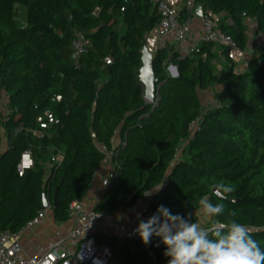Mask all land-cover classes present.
I'll list each match as a JSON object with an SVG mask.
<instances>
[{"label": "trees", "instance_id": "1", "mask_svg": "<svg viewBox=\"0 0 264 264\" xmlns=\"http://www.w3.org/2000/svg\"><path fill=\"white\" fill-rule=\"evenodd\" d=\"M19 4L27 10L24 28L15 19ZM195 4L242 50L250 39L247 19L264 33V0ZM159 21L153 0H0V95L9 96V112L0 115V233L20 232L44 210V193L55 220H70V204L83 200L104 161L99 143L112 147L120 131L114 176L95 210H127L163 183L154 191L153 210L163 204L173 214L191 213L197 223L198 201L206 195L225 205L212 224H245L264 248V47L244 71L234 64L217 71L214 42L203 41L199 52L184 57L170 45L159 48L160 85L151 103L139 75L147 35ZM78 33L92 44L77 65L72 40ZM170 63L178 76L168 73ZM215 85H222L215 93L220 105L206 110L200 91ZM48 111L58 122L42 128ZM26 153L33 162L21 168ZM60 153L63 159L52 161ZM219 182L234 188L227 199H217L210 187ZM96 240L122 264L169 259L159 238L146 246L135 231L97 233Z\"/></svg>", "mask_w": 264, "mask_h": 264}, {"label": "built area", "instance_id": "2", "mask_svg": "<svg viewBox=\"0 0 264 264\" xmlns=\"http://www.w3.org/2000/svg\"><path fill=\"white\" fill-rule=\"evenodd\" d=\"M153 2L160 16L159 24L155 28L160 38L159 48L168 47V37L173 36L179 45L178 51L182 57L200 51V45L194 44L196 41L222 44L223 52L230 59H236L242 51L234 37L223 32L217 20L210 13H204L203 16L197 14L198 6L195 0H189L187 3L188 16L186 18H182L183 7L177 3L170 0H153ZM198 17L201 18L202 23L199 34L195 30V19ZM91 44V40L80 33L72 40L73 58L77 65ZM106 62L111 63L112 59L107 57ZM175 66L173 63L168 64L167 71L170 75H175ZM61 98V95L57 96L58 100ZM8 103L9 96L4 91L0 95L1 116L8 114ZM217 105H220V101L216 96L210 97L205 103L206 110ZM54 122H58V119L48 111L40 126L46 128ZM112 143V147L99 143V147L105 153V158L96 174L112 161L115 147L118 145L114 138ZM25 156L29 157L30 164H25L23 159L21 168L28 167L33 162L29 153L24 154L23 157ZM62 159L63 154L60 153L53 157L52 161L60 162ZM113 176L114 169L109 173L107 181ZM148 191L146 190L129 209L123 210L121 215L103 213L90 208L84 200H74L69 208L70 219L74 221L70 231L64 235L57 230L46 243L37 245L36 253L30 254L25 249L21 235L25 228L32 227L44 219L46 210H41L20 232L16 233L8 228L0 233V264H110L113 257L112 249L106 244L97 242L96 234L106 233L123 237L134 231L139 223L137 213L140 214V219L146 220L156 211L151 208L154 192L151 196H145ZM197 223L201 226L200 221Z\"/></svg>", "mask_w": 264, "mask_h": 264}, {"label": "clouds", "instance_id": "3", "mask_svg": "<svg viewBox=\"0 0 264 264\" xmlns=\"http://www.w3.org/2000/svg\"><path fill=\"white\" fill-rule=\"evenodd\" d=\"M163 183L155 190H162ZM217 199H227L234 192L230 184L219 182L210 186ZM149 190L145 196H151ZM203 214L210 218L223 214L225 205L213 203L208 196L198 201ZM191 213L173 214L163 204L150 217L140 219L134 230L144 245H149L153 237L164 245L167 264H264V248L253 238V230L236 220L216 223L208 228L192 222ZM159 247V244L156 245Z\"/></svg>", "mask_w": 264, "mask_h": 264}, {"label": "crops", "instance_id": "4", "mask_svg": "<svg viewBox=\"0 0 264 264\" xmlns=\"http://www.w3.org/2000/svg\"><path fill=\"white\" fill-rule=\"evenodd\" d=\"M171 2L177 3L181 7L187 5L189 0H170ZM247 28L249 33V44L246 49L242 50L236 59L230 60L223 52V45L217 43L215 46V51L217 53V58L214 60V65L217 71L229 66L230 64H234L235 69L237 71H244L248 67V63L254 54H259L262 52L264 47V33L257 31V23L254 19H247ZM201 18L195 19V30L196 33L199 34L201 31ZM160 38L155 32V29L152 30L147 35L146 46L149 50L155 54L159 49ZM201 44V41H196L194 44ZM168 44L178 50L179 45L173 36L168 37ZM222 89V85H215L208 89L202 90L200 92L201 99L203 103L210 98L215 96V93ZM114 141L116 144L121 142V132L118 131L114 136ZM115 164L113 161L106 164L100 173L96 174L87 194L83 198L84 202L90 207L93 208L96 203L101 199L102 195L106 190L107 178L109 173L114 169ZM50 210V211H47ZM198 211V210H197ZM196 211V213H197ZM123 212L119 211L118 215H121ZM202 223V222H201ZM74 225V221L72 219L66 222H58L55 220L53 208L50 207L46 209V215L44 219L32 226L24 229V232L21 235L22 242L25 246V249L28 253L34 254L37 252V245L46 243L53 234L60 230L64 235H66L72 226Z\"/></svg>", "mask_w": 264, "mask_h": 264}, {"label": "water", "instance_id": "5", "mask_svg": "<svg viewBox=\"0 0 264 264\" xmlns=\"http://www.w3.org/2000/svg\"><path fill=\"white\" fill-rule=\"evenodd\" d=\"M197 14L199 16L204 15V5L199 4L197 7ZM245 16V14H243ZM142 61L143 65L140 69V75H139V80L141 84L144 86V97L146 100L149 102L153 103L157 100V92L159 88V79L155 75V67H154V54L149 50V48L145 45L143 50H142ZM179 75V70L178 67L175 66V75L172 76H178ZM25 157H23L24 159ZM57 195H58V190L55 193V204L57 203ZM50 203L47 198V194L44 193V198H43V209L46 210L50 208Z\"/></svg>", "mask_w": 264, "mask_h": 264}, {"label": "rangeland", "instance_id": "6", "mask_svg": "<svg viewBox=\"0 0 264 264\" xmlns=\"http://www.w3.org/2000/svg\"><path fill=\"white\" fill-rule=\"evenodd\" d=\"M15 19H16V23L17 25L20 27V28H24L26 27L27 25V10L24 6L22 5H18L16 7V12H15ZM201 92V91H200ZM47 211H50V210H47ZM197 219H199L200 223H201V226L203 228H208L210 227L212 224V220L210 217H207L203 214L202 210L199 209L197 211ZM110 264H122L120 262H118L117 260L115 259H112Z\"/></svg>", "mask_w": 264, "mask_h": 264}, {"label": "bare ground", "instance_id": "7", "mask_svg": "<svg viewBox=\"0 0 264 264\" xmlns=\"http://www.w3.org/2000/svg\"><path fill=\"white\" fill-rule=\"evenodd\" d=\"M24 163H25V164H30V159H29L28 156H25V158H24Z\"/></svg>", "mask_w": 264, "mask_h": 264}]
</instances>
